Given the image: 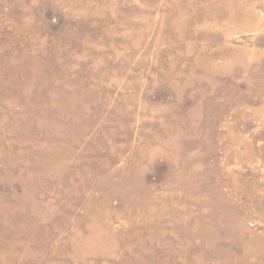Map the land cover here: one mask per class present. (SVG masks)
Listing matches in <instances>:
<instances>
[{
    "label": "rangeland",
    "instance_id": "rangeland-1",
    "mask_svg": "<svg viewBox=\"0 0 264 264\" xmlns=\"http://www.w3.org/2000/svg\"><path fill=\"white\" fill-rule=\"evenodd\" d=\"M0 264H264V0H0Z\"/></svg>",
    "mask_w": 264,
    "mask_h": 264
}]
</instances>
